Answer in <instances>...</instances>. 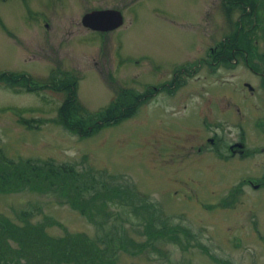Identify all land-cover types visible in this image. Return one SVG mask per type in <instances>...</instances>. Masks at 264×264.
<instances>
[{
  "label": "rangeland",
  "instance_id": "374dc122",
  "mask_svg": "<svg viewBox=\"0 0 264 264\" xmlns=\"http://www.w3.org/2000/svg\"><path fill=\"white\" fill-rule=\"evenodd\" d=\"M95 8L121 9L124 23L100 33L82 19ZM243 11L242 1L228 0H0V72H28L40 81L54 70L75 75L79 103L89 114L122 87L144 90L171 81V89L142 101L129 118L86 137L58 121L65 90L0 82L4 152L73 162L78 169L87 163L116 182H131L196 239L187 249L158 241L135 253L132 241L148 238L141 202L132 213L107 204L92 221L68 194L21 184L0 189V214L19 223L24 210L33 222L48 216L46 230L54 236L85 231L102 240L113 229L128 245L106 253L119 264H264V80L249 66L248 37L238 48L226 44L230 53L223 42L238 37ZM259 12L253 61L263 68L264 0ZM182 63L196 67L183 70ZM174 74L181 82H173ZM20 115L45 120L29 127ZM121 210L128 219L116 215Z\"/></svg>",
  "mask_w": 264,
  "mask_h": 264
},
{
  "label": "trees",
  "instance_id": "16d2710c",
  "mask_svg": "<svg viewBox=\"0 0 264 264\" xmlns=\"http://www.w3.org/2000/svg\"><path fill=\"white\" fill-rule=\"evenodd\" d=\"M229 1L230 3L242 1L244 11L242 19L237 22L240 28L237 32L238 37L230 36V39L223 41L224 44L231 42V47L238 48L237 45H241L242 40L244 41L245 37H248L246 49L256 46L253 38L261 19L258 14L255 16L254 11L256 7L259 9L261 0ZM100 33L103 34V32ZM232 49L227 51L228 46L226 45L224 51L230 53ZM252 53L250 51V54ZM0 82L30 91L48 86L65 90L66 97L60 106L58 121L70 131L83 137L94 135L107 125L117 124L123 119L129 118L138 111L142 101L155 92L153 88L141 92L133 87H122L106 106L89 114L79 103L78 77L75 75L54 70L48 80L35 83L33 77L31 78L23 72L1 71ZM162 87L171 89L165 85ZM44 120V117L26 118L21 116L19 118L22 124L29 127L39 126V123H43ZM85 164L87 166L78 169L73 162L58 163L54 158L22 157L15 159L9 157L0 147V189H13L21 184L44 192L60 191L62 195L68 194L71 205L89 216L92 221L100 220L101 207H106L107 204H122L123 209L128 207L127 209H130L128 212L132 213L139 208V202H141L147 221L148 238L139 243L132 239L136 244L132 241L129 250L137 253L151 246L156 248L158 241L179 243L183 249L195 244L193 240L196 239V234L190 227L173 223L162 208L151 198L149 199L144 192V195L139 193L133 183L116 182L113 180L114 175H101L102 171L94 169L90 164ZM56 183L60 184L61 189L55 188ZM230 192V194H235L232 190ZM229 203L231 202L229 201ZM223 205H227L226 202H223ZM22 212L23 214L20 215L22 223L0 214V264H65L66 262L119 264L113 253L109 256H106V253L123 246L128 248L124 238L111 232L113 229H109L107 237L102 240L94 239L85 231L67 232L61 236H54L46 230L48 216L44 221L33 222L30 219L33 214L31 211L24 210ZM115 213L122 220L129 218L123 214L122 210ZM51 222H54V219L49 221V223ZM9 234L12 235V238H16L18 245L9 242L6 238ZM200 247L208 252L205 245L200 244ZM157 251L159 256L169 257L167 251L164 252L161 249ZM210 255L219 259L212 253Z\"/></svg>",
  "mask_w": 264,
  "mask_h": 264
},
{
  "label": "water",
  "instance_id": "95a60500",
  "mask_svg": "<svg viewBox=\"0 0 264 264\" xmlns=\"http://www.w3.org/2000/svg\"><path fill=\"white\" fill-rule=\"evenodd\" d=\"M83 22L94 29L109 30L123 23V15L116 8L95 9L83 15Z\"/></svg>",
  "mask_w": 264,
  "mask_h": 264
},
{
  "label": "flooded vegetation",
  "instance_id": "af4514ba",
  "mask_svg": "<svg viewBox=\"0 0 264 264\" xmlns=\"http://www.w3.org/2000/svg\"><path fill=\"white\" fill-rule=\"evenodd\" d=\"M45 25L49 26V22H46ZM217 55H218V53H217ZM198 63L200 64V58H199V62ZM262 65L264 66V62H263ZM249 66L251 67L252 70L257 71L258 73L260 72V74L263 76V79H264V67L261 68L258 64H251V63H249ZM174 75H175L174 78L177 77V74H174ZM217 149H219V144L216 145V150L215 151H217Z\"/></svg>",
  "mask_w": 264,
  "mask_h": 264
}]
</instances>
